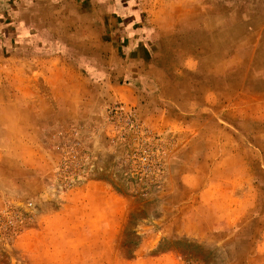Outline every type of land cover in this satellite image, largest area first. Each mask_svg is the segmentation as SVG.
Returning a JSON list of instances; mask_svg holds the SVG:
<instances>
[{"label": "rangeland", "instance_id": "rangeland-1", "mask_svg": "<svg viewBox=\"0 0 264 264\" xmlns=\"http://www.w3.org/2000/svg\"><path fill=\"white\" fill-rule=\"evenodd\" d=\"M0 264H264V0H0Z\"/></svg>", "mask_w": 264, "mask_h": 264}, {"label": "crops", "instance_id": "crops-1", "mask_svg": "<svg viewBox=\"0 0 264 264\" xmlns=\"http://www.w3.org/2000/svg\"><path fill=\"white\" fill-rule=\"evenodd\" d=\"M108 5V7H109V3L107 4ZM115 6H117V8H120V9H125V8H127V4H126V2H124V1H122V2H119V3H115ZM109 13V12H108ZM107 13V15H108V20L107 21H103L102 23H108V26L106 27V29H105V32L103 33V35L105 36L106 35V38H107V42L109 43V40L111 41L112 39H116V40H119V37H117V35H116V33L114 34L113 33V31L111 30L110 32H109V14ZM124 20H127V22H125L124 23V25H127V23H128V18L127 19H123L122 20V22L124 21ZM108 29V30H107ZM130 29V28H129ZM127 30L126 31V33H127V36L125 37V36H123L122 38H121V40L123 41V42H121V44H122V56L123 57H125L126 59H127V61H125V63L124 64H128L129 66H135V65H137V64H132L131 62H130V60H132V58H131V50H132V52L134 51V53L136 52H138V49L139 48H133V49H131V47H130V45H129V43H128V40H129V34L130 33H132L133 31H130V30ZM116 36V37H115ZM136 38V37H135ZM127 39V42H125L124 40H126ZM118 47V46H117ZM107 56H109V51H107ZM127 65V67L124 69L123 68V70H130V71H133V68H131L130 69V67ZM106 70L108 71L109 70V67H107L106 66ZM110 71V70H109ZM140 71V70H139ZM108 73V72H107ZM140 73V72H139ZM138 73V74H139ZM139 78H140V76H138ZM76 78V77H75ZM106 78L107 79H109V82H108V85H109V97H111V98H114V97H118L119 95H123V93H126L125 94V98L126 99H128L129 101L130 100H134L135 101V98L137 97V96H133L132 94H131V89L133 90L134 88H135V84L134 83H132L131 81H127V82H124V83H121V82H113L112 81V76L111 75H106ZM136 89V88H135ZM134 91V90H133ZM78 101H74V103H73V105L74 104H76ZM43 104H44V110H43V115H46V113H47V111H48V113L50 114V113H55V114H65V111L68 109L69 111H71L72 109H77V110H81V108L80 107H77V108H70L69 106L67 107V106H65V104L67 103L66 101H65V99L63 98V97H58V98H56V105H57V108L55 109V108H53V109H51L49 106H50V104H49V101L47 102L46 100L44 101L43 100V102H42ZM139 103H141L140 101H139ZM68 104H71L70 102L68 103ZM33 109V108H32ZM80 115V114H79ZM62 210V209H61ZM61 211H58L57 213H60ZM61 215H65V213H64V210L61 212Z\"/></svg>", "mask_w": 264, "mask_h": 264}, {"label": "built area", "instance_id": "built-area-1", "mask_svg": "<svg viewBox=\"0 0 264 264\" xmlns=\"http://www.w3.org/2000/svg\"><path fill=\"white\" fill-rule=\"evenodd\" d=\"M106 117L111 123H119L120 128L125 131L124 133L121 132L120 135V137L123 136V139L126 137L127 130L140 135L136 136L137 151L140 152L137 158L138 164L147 168L151 166L153 162L151 153L149 147L145 145L150 138V133L135 120L132 109L124 103H116L106 109ZM70 156L72 159H76L77 154L72 153Z\"/></svg>", "mask_w": 264, "mask_h": 264}]
</instances>
